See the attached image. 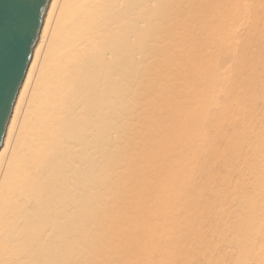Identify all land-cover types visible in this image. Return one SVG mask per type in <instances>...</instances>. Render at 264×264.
Instances as JSON below:
<instances>
[{
    "label": "bare ground",
    "instance_id": "obj_1",
    "mask_svg": "<svg viewBox=\"0 0 264 264\" xmlns=\"http://www.w3.org/2000/svg\"><path fill=\"white\" fill-rule=\"evenodd\" d=\"M0 264H264V0H49Z\"/></svg>",
    "mask_w": 264,
    "mask_h": 264
},
{
    "label": "water",
    "instance_id": "obj_2",
    "mask_svg": "<svg viewBox=\"0 0 264 264\" xmlns=\"http://www.w3.org/2000/svg\"><path fill=\"white\" fill-rule=\"evenodd\" d=\"M49 0H0V146Z\"/></svg>",
    "mask_w": 264,
    "mask_h": 264
}]
</instances>
